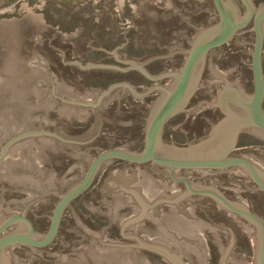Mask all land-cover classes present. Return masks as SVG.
<instances>
[{
    "label": "water",
    "instance_id": "1",
    "mask_svg": "<svg viewBox=\"0 0 264 264\" xmlns=\"http://www.w3.org/2000/svg\"><path fill=\"white\" fill-rule=\"evenodd\" d=\"M212 1L218 21L198 30L190 47L169 44L167 56L141 60L114 56V52L107 53L115 62L130 63V67L59 60L61 66L74 65L82 70L125 69L135 70L152 80L172 78L168 86H151L139 91L126 82L110 84L99 98L87 103L83 102V96H69L66 88L60 90L55 70H49L46 58L37 54L33 59L20 61L27 66V73H10V84L4 82L3 86L4 99L0 97V143H3L0 144V182L36 190L39 194L36 197L11 199L0 207V264H31L33 253L27 258H19L8 249L19 245L35 248L48 245L57 234L65 208L90 186L100 167L104 165V168L112 161L136 165L152 163L164 167L169 175L176 169L242 166L264 192V157L247 156L255 166L246 159L229 156L237 136L243 131L264 142V6L254 9L250 0H241L244 10L240 16L233 1ZM250 23L254 35L250 56L251 95H246L236 82L224 80L214 105L222 116L212 126L209 135L199 143L182 146L163 143V128L171 117L185 107L194 93L207 55ZM186 52L179 71L150 74L143 69L145 65ZM122 88L128 89L137 99L153 90L160 93L149 109L142 150L132 153L123 149H108L99 153L91 160L81 180L60 195L47 231L43 235L37 234L22 212L33 202L51 194L52 184L37 167L30 153L31 144L43 142L80 146L89 143L100 129L103 109L116 99L117 92ZM69 120L82 122L86 127L73 129L66 123ZM183 182L190 193L209 195L228 212L243 217L253 228L217 210L194 211L190 207L168 213L161 209L150 210L149 205L154 201L161 197L177 198L182 189L147 168L134 169L133 172L116 169L106 176L103 183L110 197L109 221L119 226L123 238L135 241V244L122 242L123 245L153 251L169 264H205L208 254L200 231L206 229L214 239L219 264H264L263 223L244 206L229 202L217 192L199 190L187 181ZM206 186L215 188L213 182ZM133 202L145 206L141 209H122ZM19 213L22 214L13 215ZM72 217L85 235L92 238L68 254L49 253V256L56 257L55 264H146L139 252L100 247L96 238L100 237L103 227L99 231H92L85 228L75 213H72ZM9 228L11 231L5 233ZM180 234L190 241L176 239ZM103 238L115 241L105 233Z\"/></svg>",
    "mask_w": 264,
    "mask_h": 264
},
{
    "label": "rangeland",
    "instance_id": "2",
    "mask_svg": "<svg viewBox=\"0 0 264 264\" xmlns=\"http://www.w3.org/2000/svg\"><path fill=\"white\" fill-rule=\"evenodd\" d=\"M231 1L238 8V0ZM263 5H257L256 9ZM238 12L243 15V9H238ZM217 21L212 0H0V97L4 99L3 86L4 82L10 84V73H27V66L20 61L33 59L36 54L46 58L49 70H55L60 90L66 88L69 96H83V102L87 103L99 98L110 84L123 83L122 80H130L132 87L139 91L151 86H168L172 78L152 80L135 70L125 69L119 72L98 68L82 70L74 65L61 66L59 60L130 67V63L115 62L107 53L141 60L167 56L169 44L190 47L198 30ZM253 42V28L249 24L207 55L194 93L177 113L181 121L174 124L175 130L185 132L196 114L215 105L224 80L236 82L246 95H251ZM186 56L187 52L145 65L143 69L150 74L179 71ZM262 65L264 74V51ZM159 95L158 90H153L137 99L128 89L119 90L116 99L103 109L100 129L89 143L80 146L31 144L30 153L37 167L52 184L51 194L33 202L24 211L37 222L36 210H42L44 222L36 226L37 234L43 235L48 228L49 217L57 201L55 190L60 195L75 185L94 157L108 149L132 153L142 150L149 109ZM184 119L185 125H182ZM66 123L72 128L86 127L75 120ZM240 138L256 142L251 143L255 147L262 145L247 133H242ZM261 153L247 152L244 155L264 157V151ZM62 160L68 161V167H74L67 176L58 167ZM113 167L108 164L97 173L92 185L96 195L80 199L78 209L73 206L68 210L65 220L69 225L64 223L54 244L33 253L31 264H55L56 257L49 256V253L68 254L89 242V236L74 222L72 213L79 217L86 229L92 231H99L105 225L92 222V227H89L83 222V214L95 222L101 217L109 222L110 197L103 182L110 172L116 170ZM38 194L36 190L0 182V207L11 199L36 197ZM261 212L264 213L258 211ZM109 227L105 232L107 237L135 244L133 239L121 238L119 226L111 223ZM200 234L208 254L205 264H219L211 232L201 229ZM25 252L17 254L11 251L19 258H27L31 253ZM139 253L145 257V251L139 250Z\"/></svg>",
    "mask_w": 264,
    "mask_h": 264
},
{
    "label": "flooded vegetation",
    "instance_id": "3",
    "mask_svg": "<svg viewBox=\"0 0 264 264\" xmlns=\"http://www.w3.org/2000/svg\"><path fill=\"white\" fill-rule=\"evenodd\" d=\"M250 2L252 3L254 9H256L257 5L264 4V0H250ZM238 3H239L238 9L244 10L243 5L241 4V0H238ZM214 50L215 49H213L212 51H214ZM263 51H264V40H263ZM262 67H263V65H262ZM114 71L119 72L118 70H114ZM122 81L133 86V84L130 80H122ZM263 109H264V100H263ZM221 116L222 115H221L219 109L217 107L211 106L210 108H207V109L200 111L198 114H196V116L193 117V120H191L192 123L190 124L189 129H186L185 132H183V131L178 132L177 130H175L174 124H176V122H178V121H181V118L178 114H175L173 117H171L166 122V124L163 128V133H162L163 143H173V144L179 145V146L186 145L187 143H199V141H201L202 139H204L205 137H207L209 135L212 126L220 120ZM182 122H183L182 125H185V123H184L185 119ZM73 129H75V127ZM166 132H168V133H166ZM244 132H246V131L239 133V135L237 136V139L234 142L235 145H234L233 149L231 150L229 156L246 159V160L250 161L253 165H255L244 154L247 152H253L257 155H262L261 151H264V142L262 140L256 138L259 143H262V145L255 147L251 143H256V142H250L249 140H242L240 138L241 134ZM55 141L59 142L60 140H55ZM0 144H3V143H0ZM63 144H69V143H63ZM236 150H239V152H236ZM6 156H7V154H6ZM67 162L62 160L61 164L58 166L63 171L65 176L72 173V171L74 169V167H68ZM110 164L112 167H113V165H115L114 167H116V169H122V170L126 169L127 171H131V172H133L134 169L137 170L139 168L150 169L153 172H155L157 175L164 177L165 180H167L171 184L179 186L182 189V191L179 192L177 198L170 199L167 197L166 198L161 197L158 200L154 201L152 204L149 205L150 210L161 209L165 213H168V212L174 211V210L184 211L185 208H187V207L194 209V211L217 210V211L223 212L224 214H226L228 216H232L233 218H236V219L244 222L245 224L249 225L250 227H252L251 223H249L243 217L236 215L234 213L228 212L226 209L222 208L209 195L190 193L187 185L185 184V182H183V180H184V181H187L191 186L197 187L196 189L213 190V191L217 192L218 194H220L221 196H223L229 202H231L233 204H237V205L239 204V205L244 206L248 212H250L252 215L257 217L264 225V213L263 212H261V214L258 213V211H264V192L261 191L257 187V185L253 182V180L251 179L248 172L242 166H231V167L223 168V169H176L175 171L172 172V175H169L164 167L157 166V165H154L152 163L136 165V164L126 163L123 161H112ZM103 166H101L100 169ZM98 171H97V173H98ZM97 173H96V175H97ZM83 175H84V173H83ZM83 175H82V177H83ZM96 175H95V177H96ZM95 177H94L93 181L91 182L90 186L82 194H80L77 198H75L65 208V210L62 213L60 222H59V228H58L57 234L55 235L53 240L48 245H46L44 247H37V248L25 246V245H19V246H15L13 248H9L8 250L15 251L17 254H26L27 252H25V251H30L31 253H35V251H41V250L47 248L48 246L54 244V242L59 237V234L62 230L64 223H65V226L69 225V223L66 222V220H65L66 213L68 212V210L73 206L75 209H78V206H79L78 202L80 201V199H82L84 197L90 199V198H92L93 195H96L94 193V192H96V190L94 191V189H92V185H93V182L95 180ZM81 178L79 179V181L81 180ZM210 182H213L215 188H210V187L206 186ZM69 189L63 191L62 194L67 192ZM55 193L57 194V197H56L57 198L56 203H57L60 195H62V194L59 195L57 189L55 190ZM188 193H189L188 196L183 197V195L188 194ZM241 199H243V201H241ZM176 200H178V201L175 202ZM56 203L54 204V206L56 205ZM143 205L144 204H142L140 202L138 204L133 202V203L126 204L125 207H123L122 209L129 210V208H132V207L141 209V207ZM54 206H53V209H54ZM53 209H52V211H53ZM52 211H51V214L49 217L48 226L50 224ZM22 213L31 222L34 230H36V226L38 225V223L44 222V219H43L44 214L42 213L41 209L36 210L37 222L34 219H32V217L27 213V211L22 212ZM22 213L13 214V215H20ZM82 216H84L83 222L89 227H92V225H91L92 222H94L93 224H95V225L96 224L105 225L103 227L102 231L100 232V237L96 238V243H98V245L100 247H104V248L112 247V248H119L122 250L126 248V249H128L127 251H130V252L131 251L139 252V250L141 251L142 248L140 249L138 246H128V247L124 246L123 243L121 242L122 239H120V238L117 241H111V240L104 239L103 234L108 229H110V227H109L111 224L110 221L108 222L103 217H101L102 219L96 220V222H95L91 219V217L86 218V216L84 214ZM140 221H142V219ZM142 222H145V220H143ZM10 231H11V229L9 228L6 230L5 233H8ZM112 233L113 232L109 233L110 237H112ZM179 236L180 237H177L176 239L183 240V241H190V239H188V237H183L181 234ZM90 238H92V236H90ZM121 238H122V236H121ZM194 238L197 239L196 235L194 236ZM123 241H124V239H123ZM143 251H145V254H144L145 257H143V258H145L146 264H169L168 262H166L161 257V255H159L153 251L146 250V249ZM208 253L210 254V251Z\"/></svg>",
    "mask_w": 264,
    "mask_h": 264
}]
</instances>
